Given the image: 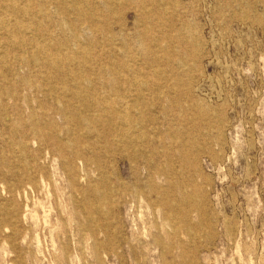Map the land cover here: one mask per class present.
<instances>
[{"label": "rangeland", "instance_id": "rangeland-1", "mask_svg": "<svg viewBox=\"0 0 264 264\" xmlns=\"http://www.w3.org/2000/svg\"><path fill=\"white\" fill-rule=\"evenodd\" d=\"M74 2L0 0V264H264V0Z\"/></svg>", "mask_w": 264, "mask_h": 264}, {"label": "bare ground", "instance_id": "bare-ground-1", "mask_svg": "<svg viewBox=\"0 0 264 264\" xmlns=\"http://www.w3.org/2000/svg\"><path fill=\"white\" fill-rule=\"evenodd\" d=\"M13 1V0H12ZM26 1V0H25ZM78 1L79 0H75V2H74V8H75V11H77L79 14H82L83 15V12H85V9H83L82 8V6L80 5V3H78ZM27 3V2H26ZM20 4V3H19ZM20 5H22V4H20ZM86 5V4H85ZM14 6V5H13ZM22 7H23V5H22ZM125 7V6H124ZM24 9V8H23ZM136 9V8H135ZM140 12V11H139ZM24 13H25V15H27L26 14V12H25V9H24ZM21 17V16H20ZM51 17V16H50ZM18 19V18H17ZM78 20H80V19H78ZM27 22V21H26ZM24 23V22H23ZM19 25H20V23H18ZM37 25H39V24H37ZM18 30V25L16 24L15 26H13V27H11L10 29H9V34H11V35H13L16 31ZM28 30V29H27ZM96 33H97V31H96ZM34 34V33H33ZM36 34V33H35ZM45 35V34H44ZM10 37V36H9ZM37 37V36H36ZM43 37V36H42ZM11 38V37H10ZM33 38V37H32ZM35 38V37H34ZM39 38V37H38ZM42 39V38H41ZM93 39H94V37H93ZM37 40V39H36ZM42 41V40H41ZM43 41H44V39H43ZM35 42V41H34ZM41 43H43V42H41ZM49 43V42H48ZM92 43V42H91ZM4 44V43H3ZM12 44V43H11ZM35 45H36V43H35ZM44 45V44H43ZM10 46V45H9ZM11 47H12V45H11ZM41 48V47H40ZM46 48V47H45ZM65 48V47H64ZM36 50V49H35ZM64 51V50H63ZM75 52V51H74ZM49 55V54H48ZM79 55L78 54H75V53H72V58H77ZM81 56V55H80ZM68 59V55L67 56H65V58H64V60H67ZM51 62V61H50ZM51 64V66L52 65H55V64H53V63H50ZM57 68V67H56ZM56 68L55 67H52V69L53 70H56ZM58 69V68H57ZM53 81V80H52ZM83 83H84V81H83ZM40 89V88H39ZM70 90V89H69ZM88 94V93H87ZM56 95V94H55ZM54 96V95H53ZM111 96V95H110ZM86 102V101H85ZM84 102V103H85ZM106 103V102H105ZM2 105V104H1ZM85 106V105H84ZM68 110V109H67ZM125 110V109H124ZM112 112V110H111V108H107V106L105 107V106H103V107H101V112L102 113H105V112ZM83 114V113H82ZM124 115V114H123ZM62 117V116H61ZM66 119V118H65ZM75 119V118H74ZM80 119V118H79ZM90 121V120H89ZM96 120H91L90 122L92 123H94ZM81 122V121H80ZM98 122V121H97ZM74 150V149H73ZM75 155L76 156H81L82 155V152H81V150L80 149H76L75 150ZM93 160L98 164V166L100 167V166H102V161H101V159L100 158H98V157H96V156H93ZM151 174V173H150ZM3 175V174H2ZM90 194L92 195L93 193L90 191ZM101 200V201H103L104 199H105V194H103L102 192H101V194H100V198H98L97 197V200ZM91 217V216H90ZM169 223V222H168Z\"/></svg>", "mask_w": 264, "mask_h": 264}]
</instances>
